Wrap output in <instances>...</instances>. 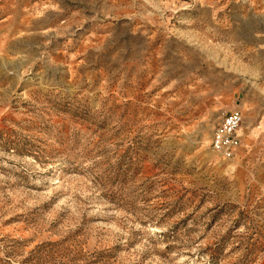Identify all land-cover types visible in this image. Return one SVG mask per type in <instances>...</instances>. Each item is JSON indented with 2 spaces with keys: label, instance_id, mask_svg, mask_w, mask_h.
Returning <instances> with one entry per match:
<instances>
[{
  "label": "rangeland",
  "instance_id": "obj_1",
  "mask_svg": "<svg viewBox=\"0 0 264 264\" xmlns=\"http://www.w3.org/2000/svg\"><path fill=\"white\" fill-rule=\"evenodd\" d=\"M233 108L264 118V0L0 2V264H264Z\"/></svg>",
  "mask_w": 264,
  "mask_h": 264
},
{
  "label": "built area",
  "instance_id": "obj_2",
  "mask_svg": "<svg viewBox=\"0 0 264 264\" xmlns=\"http://www.w3.org/2000/svg\"><path fill=\"white\" fill-rule=\"evenodd\" d=\"M221 121L213 127L210 147L224 159H230L236 154L240 145L238 132L243 124V117L239 110L231 109L225 112Z\"/></svg>",
  "mask_w": 264,
  "mask_h": 264
},
{
  "label": "crops",
  "instance_id": "obj_3",
  "mask_svg": "<svg viewBox=\"0 0 264 264\" xmlns=\"http://www.w3.org/2000/svg\"><path fill=\"white\" fill-rule=\"evenodd\" d=\"M0 2H3L5 5L10 6L11 0H0ZM240 133H241V130H240ZM240 133H239L240 138H244L243 139L244 142L246 143L249 142V144L253 146L254 144H256V141H258L257 139H259L260 141L259 144H260L261 137H264V118L260 117L259 119L254 120L253 124H249L246 128H244V131L241 134ZM253 137H258V138L255 140ZM251 150L254 151L255 149H253L252 147L250 148V151ZM258 152L259 153L256 156L264 158V148L259 149Z\"/></svg>",
  "mask_w": 264,
  "mask_h": 264
}]
</instances>
